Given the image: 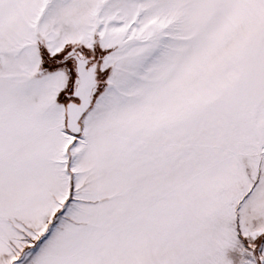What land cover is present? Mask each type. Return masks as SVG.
I'll return each mask as SVG.
<instances>
[{
  "label": "snow or ice",
  "instance_id": "6c2138e0",
  "mask_svg": "<svg viewBox=\"0 0 264 264\" xmlns=\"http://www.w3.org/2000/svg\"><path fill=\"white\" fill-rule=\"evenodd\" d=\"M0 264H264V0H0Z\"/></svg>",
  "mask_w": 264,
  "mask_h": 264
}]
</instances>
